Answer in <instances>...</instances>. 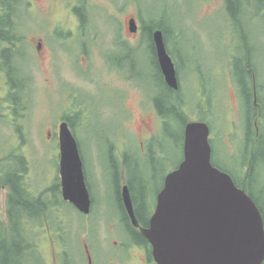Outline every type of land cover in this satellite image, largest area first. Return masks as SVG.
Masks as SVG:
<instances>
[{"label":"rangeland","instance_id":"374dc122","mask_svg":"<svg viewBox=\"0 0 264 264\" xmlns=\"http://www.w3.org/2000/svg\"><path fill=\"white\" fill-rule=\"evenodd\" d=\"M27 2L29 7L25 10L23 6V16L17 20L18 26L23 25L19 31L22 40L14 52L17 64L25 67L23 72L29 79L21 93L25 96L23 105L17 106L18 110L0 109V163L8 165L12 161L13 172L19 169L17 156L25 157V170L21 172L26 185L54 207L50 219L47 212L51 211L40 217L42 225L45 219L51 220L54 230L42 232L44 264H64L66 245H71L75 261L82 260L85 243L90 249L92 246L97 262L105 264L119 251L113 242L130 241L126 225L119 221L124 218L119 190L128 184L145 193L153 213L165 177L182 160V146L176 147L182 142V121L160 127V117L148 95L155 86L159 92L164 89L154 81L158 67L151 41L148 35L143 37V20L163 22L169 27L166 43L179 70V91L186 98L188 118L210 125L214 161L228 168L243 164L247 157L244 142H239L246 133L247 96L238 87L232 63L248 55L241 35L243 20L227 18L225 0ZM81 5L89 14L86 28L77 10ZM256 13L251 9L247 16L251 21L247 40L257 51L253 53L255 68L250 72L254 77L256 72L261 75L259 86L255 78L250 80L251 104L256 88L264 112V22ZM132 17L139 25L135 34L129 30ZM125 44L138 52L136 58L119 48ZM8 45L0 44V51ZM132 59L137 61L133 66ZM112 61L124 65H114ZM5 78L0 68V97L4 99L11 88ZM67 116L74 123L72 129L79 142L86 181L94 197L89 215L65 201L61 194L60 149L56 144L60 122ZM155 136L167 141V145L150 140ZM7 153L14 157L10 160ZM240 168L239 165L237 169ZM238 170L236 178L247 188L248 171L240 174ZM1 178L8 181V173ZM253 179L252 192L264 206V196L259 193L264 190V175ZM2 184L5 183H0V210L4 215L11 189L8 185L1 188ZM7 225L8 222L1 225L5 232ZM35 232L39 235L41 229ZM55 233L58 236L53 242L52 237L48 238Z\"/></svg>","mask_w":264,"mask_h":264},{"label":"water","instance_id":"95a60500","mask_svg":"<svg viewBox=\"0 0 264 264\" xmlns=\"http://www.w3.org/2000/svg\"><path fill=\"white\" fill-rule=\"evenodd\" d=\"M135 17L129 30L137 33ZM165 81L180 89L177 66L165 34L153 32ZM210 125L189 121L179 166L167 174L148 227L137 219L130 187L123 186L125 207L150 242L157 264H264V218L253 197L232 176L214 165ZM62 197L79 211L92 208L79 142L68 121L59 131Z\"/></svg>","mask_w":264,"mask_h":264},{"label":"trees","instance_id":"16d2710c","mask_svg":"<svg viewBox=\"0 0 264 264\" xmlns=\"http://www.w3.org/2000/svg\"><path fill=\"white\" fill-rule=\"evenodd\" d=\"M225 1H226L225 7H226L227 18L231 17V19H235V20L237 18H240L243 20L244 23H246V27L243 22L240 24V26H241V29L243 30L241 31V35L244 37L245 47L248 50L247 51L248 55L243 58L234 59V62L232 63H233V75L238 84V87L242 90L244 95L247 96V99H245L246 100L245 102H246V108L249 107V114H250L252 110H254L251 105V98H252L251 90L252 89L250 86V82H251L250 80H253L254 75L249 70H252L253 68H255L254 61H253V53L257 54V51L255 49V46L251 45V41L249 42L247 40V38H249L250 36L247 34L249 33L247 29L249 28L248 25L251 24L250 19L247 20L248 18L247 16L251 13V9H255L257 12L256 13L257 16L260 17L261 19V22H264V0H225ZM23 6H25V10H27V8L29 7V2H27V0H0V44L9 43V45H11V47H5L0 51V57H4L6 59V63L9 67V78L12 81L10 85L14 89H19V91H22V87L25 85V82L23 84L22 80H25V79L18 78L17 77L18 74L15 75V72H16L15 69L21 68V67H19L18 65L16 67V65L12 63L11 59H9L10 57L9 55L12 53V50L14 49L12 45H14L16 41L22 40V35H20L19 31L21 32V28L23 27V25L18 26L17 20L21 15L23 16V12H24L22 11ZM77 10L83 20V26H84L83 28L88 27L90 23V19L88 20L89 18L88 12L85 10V8L82 5H81V8ZM157 28H160L163 30L165 34V38L168 37L166 35V31L168 30L169 27L165 23L157 22V23L152 24L151 22L146 23V21L143 20V26H142V30L144 34L143 37L145 36V34L148 35V39H150L152 47H154V40H153L152 33ZM125 46L126 44L124 46L119 45V48L123 49L127 53V50L125 49L127 47ZM128 52H131L130 54H134V56H136V54L138 53L135 50L134 51L129 50ZM131 62L133 66L134 64H136L137 61L135 59H132ZM245 62L247 63V65L244 64ZM113 64L116 65L117 63L113 62ZM117 65H124V63H120ZM23 77L26 78L25 75ZM154 77L160 78L162 89H164V91L162 92L158 91V95L154 97L153 100L155 102V106L165 118L164 120L165 127H167L171 121H175V122L177 120L182 121V127H183L182 142L178 143L176 147L178 145L182 146L184 143L185 125L186 123L190 121L188 118V111H187L188 105L186 103V98L184 97L182 91L178 92L172 89L171 87H169L167 84H165L162 80V77L159 74L157 76L155 75ZM260 77L261 75H259L256 72L255 79L256 81H258V86L260 83L259 82ZM155 83L157 86H159V80H155ZM12 96H14L13 100H14V103L16 104V109L18 110L17 106L20 105L19 101L23 100V97L20 95L16 96L14 93ZM163 99L167 101V105H166L167 109L163 108V103H164ZM69 119L71 120V123L73 126L74 123L72 122V118L69 117ZM263 134H264V130H263ZM153 140H158L157 145H161V146L163 145L166 146L168 143L167 141L160 140L159 136H155ZM171 142H174V141H171ZM7 154L10 160L14 157V156L11 157L10 153H7ZM17 157L19 158V162L17 164L19 166L18 170L20 172L22 170L23 172L25 170V165H26L25 157L21 155ZM258 157L261 158V161L263 160L262 162H264V141L262 142V145L259 149V152L257 153V156L255 157L256 161ZM213 163L214 165L217 166V164L214 161ZM217 167H219L223 171H226V169L222 165H218ZM0 168H2V164H0ZM18 170L15 169L12 172V161L8 162V165H6L4 172L1 169V171L4 174L6 172L8 173V182L11 184L12 190H13V195L12 197H10V205L12 206V208L14 207L12 214L14 217L13 225L15 226V229L13 231L14 239H13L12 246L10 247V249L4 248L6 250L5 251L6 257L4 256V259L2 258L0 260V264H21V262H23L24 264L26 263V254L29 250H31L32 240H29L25 227H20L21 226L20 222L22 220L24 222L27 221L29 217L26 213L33 212L32 211L33 207H40V208L49 207L48 203H46L43 200L44 197L43 198L34 197L32 194L28 193V191L24 187L23 188L18 187V184L21 186V184L19 183V180L17 182L16 176H15L17 174V176L19 177L18 172H17ZM262 175H264V169H259L258 176L255 178L259 179L262 177ZM22 178H23V175H22ZM233 179L239 187L241 188L245 187L240 182H238L235 178ZM254 180L255 179H253V181ZM251 184L252 182L250 181L248 188H243V189H245L253 197V199L259 206L261 213L264 217V206L260 204L256 195L252 192ZM23 186H26V184H23ZM129 187H130V190L133 192L135 201L137 203L136 207H137L138 217L144 225L145 224L147 225L148 217L152 213V210L149 208L150 205L148 203L149 197L145 193L138 192L137 190H135V188L132 187V185H130ZM259 193H261V195L264 196V190L259 191ZM3 244L5 245L4 241H3ZM1 245H2V242H1ZM22 251L24 253L23 259L21 255Z\"/></svg>","mask_w":264,"mask_h":264},{"label":"flooded vegetation","instance_id":"af4514ba","mask_svg":"<svg viewBox=\"0 0 264 264\" xmlns=\"http://www.w3.org/2000/svg\"><path fill=\"white\" fill-rule=\"evenodd\" d=\"M133 34H135V33H133ZM152 35H153V33H152ZM165 40H166V38H165ZM18 46H19V41H16L15 44L12 45L13 48H16ZM6 47H11V45H8ZM125 47H127V48H125L127 50V52L129 50L130 51L134 50V48L132 49L128 44H126ZM153 49H154V54H155L154 56H155L156 64H157V67H158V72H159L158 74L162 77L163 82L165 84H167L166 81H165L164 75L162 73V70L160 68V64H159V61H158V56H157V52H156L155 43H154ZM15 54L16 53L14 52V49H13L12 53L9 55L10 56L9 59H11L12 63L14 65H16V67H17L18 64H17V60L15 59ZM134 57L136 58V56H134ZM0 61H1L0 62V68L4 71L5 77H6L5 81L7 83H9V85H10V83H12V81L9 78V67H8V65L6 63V59L4 57H0ZM4 66L7 69H4L3 68ZM19 67H21V66H19ZM15 70H16L15 75L18 74L17 75L18 78L25 79V80H22L23 84L25 82V85L22 87V91H25L24 87H27V80H28V79H26L27 76L23 72V70L26 72L25 67L23 66L21 68H16ZM24 75L26 76V78L23 77ZM134 75H138V74L134 73ZM157 78L158 77H154V81L155 80H159V86L158 87L162 88L161 83H160V78H158V79ZM10 87H11L10 90L7 91V94H8L7 97H5L6 102H5L4 98L0 97V109H3V110H4V108H6V110H9V108L16 109V104L13 103L14 102V100H13L14 96H12L13 93L16 96L20 95V96L23 97V100L19 101L20 105H23V101H24L25 96L22 95L23 94L22 91H19V89H13V87L11 85H10ZM176 91H179V90H176ZM148 95H149L150 99H154V97L158 95V91H157L156 86H155V89H153L152 91H150V93H148ZM10 96H11V98H10ZM7 99H8V101H7ZM11 101H12V103H10ZM154 104H155V102H154ZM166 105H167V101L164 100V103H163V108L164 109H167ZM251 105H252V108L254 110H252V112L249 114V107L246 108V115L248 116V120L246 122V133H245V136H243V134H242L243 138H241V140H239V142L240 141L244 142L245 149H247V152H246L247 153V157L245 159V162H243V164H241V163L236 164L232 168L224 167L226 169L225 172L229 173L232 176V178H235L237 181H239V180L236 178V173L235 172L238 170L237 167L239 165L241 166V168L238 170V173L241 174V173H243L245 171H248L247 188L249 186L250 181L252 182L253 178L258 176V170L259 169H264V167L262 165V161L263 160L261 161V158H259V157H258L257 161L255 159V157L257 156V153L259 152V149H260V147L262 145V142L264 141V134H263L264 123L262 125H260L262 122H264V112H263L262 104L258 100L256 88H255V94H254V104H251ZM66 108L70 109L71 105H67ZM64 110L65 109H63V111ZM156 110H157V113H158V115L160 117L159 125H160V127H162V126H164L165 118L158 111L157 107H156ZM241 116H242V108H241ZM69 117H71V116L64 117L63 120L60 122V125H61V123L63 121L67 120L69 125H70V127H71V129H72V123H71V120L69 119ZM262 117H263V119H262ZM261 119H262V122H261ZM83 122H84V120H83ZM142 124L147 126V122L144 119H142ZM210 137H211V134H210ZM153 138H151L150 140H153ZM58 139H59V134H58ZM210 143H211V146H212V160L214 161V155H215V153H214L215 149L214 148L215 147L213 146L214 143L212 141V138L210 139ZM56 146L60 149V139L57 142ZM231 147L235 148V146H232V145H231ZM182 149H183V145H182ZM183 159H184V155L182 153V160L180 161V163L183 161ZM6 165L7 164L3 163L2 164V168H0V183H3V182L5 183V184L1 185V188H2V186H3V188H6L7 185H8L10 187V189H11V194L8 196V199L6 197L8 206L3 211L4 215L2 214V211L0 210V221H1L0 222V260L2 258L4 259V256L6 257V255H5L6 254V252H5L6 250L4 248L10 249V247L12 246L13 239H14L13 231L15 229V226L13 225L14 224L13 223L14 222V220H13L14 217H13V214H12V211L14 210V207L12 208V206L10 205V197H12V195H13L12 186L7 180H4V179L1 178V176L4 174L3 172L5 171ZM178 166H176L174 169H176ZM59 168H60V161H59ZM1 169H2L3 172L1 171ZM17 172H18L19 177L17 176V174L15 176H16L17 182L19 180V183L21 184V186L18 184V187H22V188L24 187L28 191V193L32 194L34 197H39V195L35 196L32 193V191L29 190L27 185L23 186V184H26V183H25V180L22 178V172H20L19 170ZM59 173H60V170H59ZM242 177L243 176H241V178ZM17 182H16V184H17ZM60 185H61V177H60ZM16 187H17V185H16ZM130 192H131V197H132L133 204H134L135 213H136V216H137V219L139 221L140 226L141 227H148L149 223H150V218H151L153 213H151V215L148 217L147 225L146 224L144 225L140 221V219L138 217L137 207H136L137 203L135 201L133 192L131 190H130ZM42 193H45V192H42ZM61 194H62V186H61ZM91 197H92V208H93L94 197H93L92 193H91ZM119 200H120V205H121L119 207L122 210L121 212H122V215L124 217V218H122L119 221L122 224L126 225L128 231H129V234H130V241L129 242H125V240H123L122 241L123 243H121V244L117 243V241L113 242L112 244L115 245L116 247H118L119 251H118V253L116 255L109 257V259L105 262V264H157V262L155 261L154 256H153V250H152V246H151L150 242L147 241V238L142 233L141 227H138V226H136L133 223V221H132V219H131V217H130V215H129L126 207H125L124 198H123V187H122V191L121 192L119 190ZM156 202H157V199H156ZM49 203L50 202H48L49 207H45V208L33 207V209H32L33 212L26 213L28 215V217H29L27 219V221L24 222L22 220L20 222L21 223L20 227H25V229L27 231V235L29 237V240H32V242H31L32 243L31 250H29L27 252V254H26V263L25 264H31V263L32 264H44L43 263L44 259H43V256H42L41 250H40V242L42 240H44V239H42V232H44L43 231L44 229H48V230L50 228L52 229L53 225L51 223V220H47V219H45V224L42 225L43 221H41L40 217H41V213L47 212V211H51V212H47V215H48V217L50 219L49 213H52L54 211V207L52 206V204H49ZM149 205H150V203H149ZM155 207H156V205H155ZM92 208H91L90 213L92 212ZM149 208L151 209V206H149ZM85 215H87V214H85ZM4 220H6V222H4ZM7 222H8V225H7L8 228H7L6 232H5L4 229H2L1 225L5 224ZM36 228L41 229V232H40L39 235L38 234L36 235V232H35ZM55 236H58V234L55 233L52 236H49L48 239H50V237H52V241L54 242V240L56 241V237ZM3 241L5 242L6 246L3 244ZM66 241H67V243L68 242L70 243V240L66 239ZM1 242H2V245H1ZM69 247H71V245H69V246L66 245L65 248L63 249L64 251H63V258L62 259L64 261V264H86V263L87 264H99L97 262L96 258H95L94 253L92 252L93 250L91 251L92 246H91V249H90V247L88 246L87 243H85L84 258L82 260H80V261H75L72 258L73 257V253H72V250H71L72 248L70 249ZM21 255H22V259H23V257H24L23 251L21 252ZM55 260H56V257L54 255V262H55ZM21 264H24V263L21 262Z\"/></svg>","mask_w":264,"mask_h":264}]
</instances>
